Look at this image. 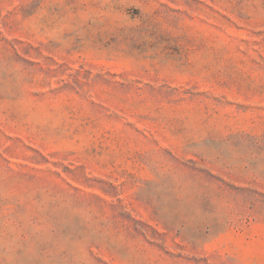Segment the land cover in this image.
Returning <instances> with one entry per match:
<instances>
[{
  "label": "rangeland",
  "instance_id": "obj_1",
  "mask_svg": "<svg viewBox=\"0 0 264 264\" xmlns=\"http://www.w3.org/2000/svg\"><path fill=\"white\" fill-rule=\"evenodd\" d=\"M0 264H264V0H0Z\"/></svg>",
  "mask_w": 264,
  "mask_h": 264
}]
</instances>
